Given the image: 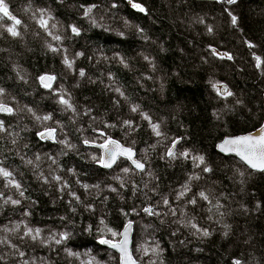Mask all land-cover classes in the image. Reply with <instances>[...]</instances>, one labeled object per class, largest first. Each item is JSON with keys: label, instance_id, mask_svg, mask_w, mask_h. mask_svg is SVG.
Returning a JSON list of instances; mask_svg holds the SVG:
<instances>
[{"label": "trees", "instance_id": "1", "mask_svg": "<svg viewBox=\"0 0 264 264\" xmlns=\"http://www.w3.org/2000/svg\"><path fill=\"white\" fill-rule=\"evenodd\" d=\"M5 2L21 24L14 37L7 31L14 21L0 19V103L13 109L0 112V166L12 172L0 176V264H117L99 240L114 239L129 219L139 264H264V171L215 149L223 137L263 119L264 0ZM42 11L47 30L39 23ZM222 52L233 60L219 59ZM44 74L55 77L50 87L40 82ZM222 82L232 95L214 94L211 87ZM143 114L159 124L160 136ZM46 128L55 129V142L38 138ZM95 131L132 146L144 170L123 159L101 168L83 143L103 138ZM194 156L204 164L197 166ZM185 184L190 191L177 199ZM8 197L20 203H5ZM193 197L196 204L188 202ZM27 227L40 228V237L25 236ZM88 243L95 247L86 249Z\"/></svg>", "mask_w": 264, "mask_h": 264}, {"label": "snow or ice", "instance_id": "2", "mask_svg": "<svg viewBox=\"0 0 264 264\" xmlns=\"http://www.w3.org/2000/svg\"><path fill=\"white\" fill-rule=\"evenodd\" d=\"M226 2L228 4H232L235 3L236 0H226ZM134 8L138 9L141 12H145L146 9L137 3H134L132 5ZM83 7V6H82ZM95 7V5H91L88 6L84 9V15L86 17H88L93 8ZM0 14H2V16H0V19H2L3 17H7L10 20L14 21L13 26L9 27L7 29V31L12 35V36H19L20 33L16 30V25H20L21 21L19 19L16 18V16L12 15V13L9 11V7L8 4L5 2V0H0ZM231 15V14H230ZM231 21L233 25H236L237 23V17L232 15L231 16ZM95 22V21H93ZM41 27L45 28L47 30V20L43 19V11L41 12V19L39 21ZM71 31L76 34L79 35V29L75 26L72 25L71 26ZM209 31H211V28H209ZM49 35H51V33L49 32ZM54 40H59L60 37L59 36H53ZM253 45H250V47ZM49 47L51 48V45H49ZM52 51H57V49L52 48ZM78 55H82V53H79ZM231 58V57H229ZM145 59H147V57H145ZM257 59V66H259L260 63V57H256ZM64 63L68 66L71 67V62L69 61V59L67 58V56H65L64 58ZM84 71L80 70V76H84ZM40 81L44 84V87H50V83H45V81H51L53 79H55V77L52 76H41ZM213 87H216V85L214 84ZM219 91V89H217ZM4 89L0 88V94L4 93ZM117 92H120V95H123V92H121V90L119 88L116 89ZM224 93L226 95H232L231 92L227 91L226 87L224 88ZM61 103L67 105L68 108H72V105L69 103L68 100L64 99L63 97H61L60 100ZM74 110V109H73ZM139 110V105H134L132 107V111H138ZM13 111V109L11 107H8L7 105L0 103V112H8L11 113ZM29 111H31V109H29ZM143 118L144 119H148L150 122V125L152 127L153 132L157 135L160 136L161 132L159 131V124L156 123H151L150 117H148L147 114H143ZM36 119H41L40 117H36ZM44 120H48L50 119V116H45L43 117ZM125 125L131 126V122L130 121H124ZM0 131H5L4 126H3V121H0ZM42 138L45 137L44 133H40L39 134ZM48 135H51V131H49ZM85 143H88V141H85ZM109 143L111 144H116L115 141H109ZM178 143V141L174 140L172 142V147L168 149L167 151V156L171 157V158H175L177 153L175 152V147L176 144ZM103 147V145H102ZM221 151H228V152H235L242 161L246 162L248 164V166H250L253 169H259L261 171H264V129L260 130V134L259 135H247V136H239L233 139H228L225 140L224 143L222 145H220ZM118 155H123V156H127L128 159L132 160V163L135 165V167L139 170H144V163H142L139 160L134 159V153L132 151L131 148H122L121 146L117 145L115 149H111L110 150V154H109V159L108 161H104L101 160L100 162L103 163L106 167H111L113 163H115V160L117 158ZM180 155L184 158H189L190 153L188 151H184L182 153H180ZM37 159H39V157H37ZM193 161L196 162L198 161L199 164H197V166H199L200 164H204V157L203 156H194L192 157ZM55 162V161H54ZM27 163L31 164L32 161L28 160ZM123 171L128 172L129 169L125 168ZM203 171L207 172V171H211L210 168L208 167H204ZM241 175H243V173H241ZM0 176H3L4 178H9L12 177V172H10L8 169L0 166ZM199 177L197 176H193L190 177L189 179H198ZM46 179V178H45ZM53 179H55L56 181H61V177L60 176H54ZM9 184L14 186L19 192L20 195L23 196L24 193L23 191H21V185L16 182L14 179L9 180ZM63 187H67V183L64 182ZM83 187L87 188L89 187L88 185H83ZM115 190V189H113ZM190 191L189 185L185 184L182 187V190L179 192V195L177 196V199H180L181 197H184L186 195V193ZM3 193H0V196H2ZM72 195L75 197V199L79 200V197L75 195V193H72ZM198 196L203 199V200H209V196L204 192V191H200L198 193ZM5 203H12V204H19L20 201L19 200H14L11 197H8L5 201ZM191 204H196V198L193 197L190 201H188ZM163 203L165 205H167L169 202L168 200L165 198L163 200ZM144 211L146 213L149 214H154L153 213V209L152 208H145ZM101 223H103V221H101ZM20 226L16 225V228L18 229ZM130 228V222L129 225L126 226L123 235V239L119 242V243H112L109 240H101V243L104 244H111V246L113 248H119L120 252L122 253V259L124 261V264H136V261L133 260L131 254L129 253L128 250V229ZM7 230V229H6ZM41 229L40 228H30L27 227V230L25 231L24 235L25 236H30L31 239L33 241L37 240L40 237V233H41ZM109 231H111V229H109ZM113 236L118 235V233L116 232H112ZM203 235L207 236L209 235V232L207 230H203ZM68 236V233H62L61 237L62 239H66ZM3 242V241H0ZM43 242V241H42ZM57 244L61 243V240H56L55 241ZM12 247H16L15 245H12ZM68 251L69 255H73V256H78V253H74L71 250H66ZM147 251V250H145ZM153 251H155V249H153ZM21 256L24 255L23 252L19 253ZM25 264H27V262H25ZM234 264H241L240 260H235Z\"/></svg>", "mask_w": 264, "mask_h": 264}, {"label": "water", "instance_id": "3", "mask_svg": "<svg viewBox=\"0 0 264 264\" xmlns=\"http://www.w3.org/2000/svg\"><path fill=\"white\" fill-rule=\"evenodd\" d=\"M43 76H52V75H48V74L46 75V74H45V75H43ZM51 82H52V80H51V81H45V83H51ZM41 83H42V82H41ZM42 84H43V83H42ZM261 129H264V120H263V122H262V124H261V127H260L259 129H257V131H255V132H253V133H251V134H248V135H253V136H255V135H259ZM49 131H51V135H50V136L48 135ZM40 133H44V134H45V137L42 138V137L39 135ZM37 136H38V138H39L40 140H42V141L47 140V141H49V142H53V141H54V138H55V130H54L53 128H46V129L41 130V131L37 134ZM240 136H241V135H240ZM245 136H247V135H245ZM236 137H239V136H235V137H229V136H228V137H225L222 141H220L219 143H217L216 150L219 151V152H221V153H223V154H225V155H229V154L234 155V156H236L237 158L240 159V157H239L235 152L221 151V148H220V145H222V144L224 143L225 140L233 139V138H236ZM109 141H115L116 144H111V143H109ZM176 141L179 142L178 139H177ZM102 145H103V147H102ZM117 145L121 146L122 148H128V147H126V146H123L119 141L114 140V139H108V140H106L105 142H103L101 145H99V146H98V149L100 150V153H101V160L108 161V159H109V154H110V150H111V149H115ZM171 147H172V146H171ZM171 147H170V148H171ZM132 151H133V150H132ZM133 153H134V157H135V152L133 151ZM118 157H119L120 159H123V160H126V161L130 162L131 165L135 167V165L132 163V160L128 159L127 156H123V155H118L117 158H116V160H115V163L117 162ZM134 157H133V158H134ZM134 159H135V158H134ZM115 163H113L111 167H106V166H105L103 163H101V162H100L99 165H100L101 168L107 170V169L112 168V167L115 165ZM245 163H246V162H245ZM246 164H247V163H246ZM247 165H248V164H247ZM249 167H250V166H249ZM135 168H136V167H135ZM258 170H259V169H258ZM146 208H150V207L147 206ZM129 222H130V228L128 229V250H129V253L131 254L133 260L136 261V264H139V262L136 260V258H135L134 255H133V252H132V243H133V242H132V237H133V221H128V222H126V223L121 227V230H120V240H118V241H112V240H109V239H104V240H109V241H111L112 243H119V242L123 239V235H122V234L124 233L126 226L129 225ZM102 245L105 246V247H107V248H110L112 251H114V252L118 255L119 264H124V261H123V259H122V253L120 252L119 248H113V247L111 246V244H104V243H102Z\"/></svg>", "mask_w": 264, "mask_h": 264}, {"label": "rangeland", "instance_id": "4", "mask_svg": "<svg viewBox=\"0 0 264 264\" xmlns=\"http://www.w3.org/2000/svg\"><path fill=\"white\" fill-rule=\"evenodd\" d=\"M229 57H231V58H229ZM218 58L219 59H227L229 61L233 60V57H232L231 53L229 54V53H226V52H222L221 54H219ZM224 86L227 87L224 82L216 85V87H214V94L217 95V96L220 95L221 97L222 96L228 97L229 95H226L224 92H222L223 94L220 92L221 88L224 87ZM217 89H219V91ZM211 90H212V88H211Z\"/></svg>", "mask_w": 264, "mask_h": 264}, {"label": "flooded vegetation", "instance_id": "5", "mask_svg": "<svg viewBox=\"0 0 264 264\" xmlns=\"http://www.w3.org/2000/svg\"><path fill=\"white\" fill-rule=\"evenodd\" d=\"M213 91V90H212ZM256 129V128H255ZM254 130V129H253ZM250 131H252V130H250ZM250 131H247V132H245V133H248V132H250ZM242 134H244V133H242ZM84 143V142H83ZM91 148H93V147H91ZM95 151H96V149L95 148H93ZM91 245V246H90ZM93 247H95V245H93V243H88L87 244V246H86V249H90V248H93Z\"/></svg>", "mask_w": 264, "mask_h": 264}, {"label": "bare ground", "instance_id": "6", "mask_svg": "<svg viewBox=\"0 0 264 264\" xmlns=\"http://www.w3.org/2000/svg\"><path fill=\"white\" fill-rule=\"evenodd\" d=\"M238 0H236V2H237ZM235 2V3H236ZM30 15V14H29ZM62 140V139H61ZM61 142V141H60ZM57 150V149H56ZM143 163V162H142ZM135 170H139V169H137V168H135ZM141 171V170H140ZM93 241V240H92ZM91 246V245H90ZM99 248V247H98ZM107 250V249H106ZM108 252V251H107ZM110 259V258H109ZM93 260V259H92ZM90 262V261H89Z\"/></svg>", "mask_w": 264, "mask_h": 264}]
</instances>
